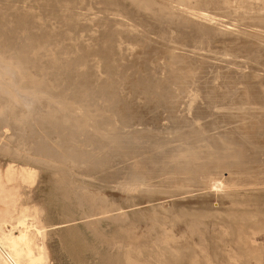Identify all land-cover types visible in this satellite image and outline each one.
Segmentation results:
<instances>
[{
  "label": "rangeland",
  "instance_id": "1",
  "mask_svg": "<svg viewBox=\"0 0 264 264\" xmlns=\"http://www.w3.org/2000/svg\"><path fill=\"white\" fill-rule=\"evenodd\" d=\"M136 1L0 0V49L94 124L77 161L67 133H0V229L34 222L44 264H264V0Z\"/></svg>",
  "mask_w": 264,
  "mask_h": 264
},
{
  "label": "bare ground",
  "instance_id": "2",
  "mask_svg": "<svg viewBox=\"0 0 264 264\" xmlns=\"http://www.w3.org/2000/svg\"><path fill=\"white\" fill-rule=\"evenodd\" d=\"M146 1V0H145ZM142 2V0H140V3ZM135 3L137 5V1L135 0ZM142 4V3H141ZM144 4H146V6L148 8H150L151 3L147 4V2H145ZM143 4V5H144ZM140 5V4H139ZM145 6V8H147ZM215 6V5H214ZM141 7V5H140ZM139 7V8H140ZM6 32V31H5ZM7 36V37H6ZM31 36V35H30ZM6 40L8 38V35H5ZM4 35L0 36V40L5 39ZM11 37V36H9ZM3 38V39H2ZM15 38V37H14ZM11 39V38H9ZM25 38H23L24 40ZM9 41V40H8ZM12 40H10L9 42H11ZM14 41V40H13ZM3 44V41H1ZM27 42V39H26ZM8 43V42H7ZM29 43V42H28ZM31 44V43H30ZM12 45V44H9ZM5 46V45H4ZM8 45L6 44V47ZM31 46V45H30ZM29 46V47H30ZM2 47V46H1ZM9 47V46H8ZM32 47V46H31ZM2 49H4L3 47L0 49V52L2 51ZM6 49V48H5ZM33 49V48H31ZM30 49V50H31ZM7 50V49H6ZM2 52H5L4 50ZM2 52L0 53V133L4 130L7 129L8 131L10 130L15 131L16 129H21V127H26L29 129V131H34V125H40L42 132L45 134H52V133H56V134H63V133H67L69 137H72L73 139H75L77 141V147L75 149H71L70 150V154L68 156L67 159L70 160H74L77 161V159L79 158H83L88 154V149H86L85 147H83V141L79 140L78 138H76L77 134L74 130L75 127L72 126V124H75V121L77 122L78 119H82V121H84L85 123H91L90 121L91 119L84 113L82 114H75L72 111H70L66 106V102H61L60 100L58 101L57 99L55 100L52 97L51 92L49 93V91L47 92V90L43 87L41 89V86H47V85H43L42 82L40 83L41 86L40 88L35 87V85H33L31 83V85L29 84L28 78L29 76H27V73L29 71V66L32 65L31 64V60L29 57L30 54H22L19 52H16V50L14 52L9 53V51L5 52L2 54ZM31 52V51H30ZM28 51V53H30ZM33 52V51H32ZM37 53V52H35ZM35 53L33 52V57ZM37 55V54H36ZM39 55V54H38ZM79 55V54H78ZM54 56V55H53ZM176 59V58H175ZM34 61V60H33ZM35 61L36 58H35ZM34 61V62H35ZM33 63V62H32ZM37 63V62H35ZM33 63V64H35ZM174 63V62H173ZM177 63V61L175 62ZM174 63V64H175ZM31 67V66H30ZM35 68H37L38 66H33ZM32 67V68H33ZM69 67V66H68ZM178 67V66H177ZM176 67V68H177ZM206 67V66H205ZM41 68V67H40ZM37 68V69H40ZM202 68V67H201ZM170 69V68H169ZM208 69V68H207ZM206 69V70H207ZM67 70V69H66ZM171 70V69H170ZM179 72V71H178ZM32 74V72H30ZM172 73V71H171ZM170 73V74H171ZM180 73H182L180 71ZM178 73V74H180ZM174 74V73H173ZM184 74V73H183ZM194 74V73H193ZM189 75V74H188ZM187 75V76H188ZM4 76L7 77V79H4ZM47 76V75H46ZM174 76V75H173ZM176 76V75H175ZM180 76V75H179ZM186 76V75H185ZM192 76V74H191ZM184 77V76H183ZM32 78V77H31ZM172 78V77H171ZM176 78V77H174ZM181 78V76H180ZM30 79V78H29ZM169 79V77H168ZM190 79V78H189ZM188 79V80H189ZM194 79V78H193ZM212 79V78H211ZM175 80V79H174ZM179 80V79H178ZM183 80V78H182ZM191 80V79H190ZM31 81V79H30ZM177 81V80H176ZM204 81V80H203ZM33 82V81H32ZM182 82V81H181ZM35 83V82H34ZM168 83V82H167ZM50 85V84H49ZM48 85V86H49ZM30 86H34V92L31 94H28V96H20L18 94V92H21L22 89H26L28 90V87ZM54 86V85H53ZM56 86V84H55ZM207 87V86H206ZM48 88V87H46ZM211 88V87H210ZM49 89V88H48ZM166 89V88H165ZM182 89V88H181ZM192 89V88H191ZM194 89V88H193ZM167 90V89H166ZM173 90V89H172ZM214 90V88H213ZM164 91V90H163ZM161 92V91H160ZM159 92V93H160ZM162 93V92H161ZM157 95V94H156ZM162 95V94H160ZM210 95V94H209ZM215 95V94H214ZM220 95V94H219ZM216 96V95H215ZM204 97V96H203ZM59 98V97H58ZM65 98V97H64ZM74 98H76L74 96ZM63 99V98H62ZM70 99V97H69ZM65 100V99H64ZM68 100V97H67ZM81 100V99H80ZM85 100V99H84ZM71 101V100H70ZM76 101V100H75ZM93 102V101H91ZM46 104V105H45ZM75 104V102H74ZM82 104V103H80ZM88 104V103H87ZM94 104V103H93ZM40 105H45L47 106L49 109L47 110V112H45V114L43 115H37V110L38 107ZM75 106V105H74ZM85 106V104H84ZM83 106V108H84ZM92 106V104H91ZM90 106V107H91ZM71 107V106H70ZM82 108V107H81ZM80 108V109H81ZM82 108V109H83ZM18 109L23 111H26L27 113L30 114V116L33 119H28L23 115H16V113H18ZM75 109V108H74ZM85 109V108H84ZM42 110V109H41ZM68 111L71 113V115L66 116L63 114L62 111ZM90 111V110H89ZM82 112V110H81ZM80 112V113H81ZM91 112V111H90ZM42 114V113H41ZM80 115V116H78ZM91 117V116H90ZM93 119V118H92ZM98 121V120H97ZM100 121V120H99ZM102 121V120H101ZM100 121V122H101ZM174 121V120H173ZM98 122H96L97 124ZM94 125V124H92ZM99 125V124H98ZM170 127V126H169ZM109 130V129H107ZM9 131V132H10ZM10 132V133H11ZM17 132V131H16ZM21 132L23 133L24 131ZM28 134V135H31ZM12 135L14 134L11 133ZM66 134V135H67ZM21 134H19L20 136ZM26 135V134H25ZM32 136V135H31ZM28 136V141H30L31 138V142H32V137ZM14 137V136H13ZM22 137V135H21ZM15 138V137H14ZM22 138H26V137H22ZM8 139H12L13 138H8ZM27 139V138H26ZM98 138H96L94 140V142L92 143V146H96L98 145ZM186 139H195V137L190 134L189 137H187ZM24 139H22L23 141ZM69 140V139H68ZM41 141V140H40ZM40 141L38 142L39 145L36 146L35 149H38L37 152H39L40 154H44V156H52V152H51V147H49L47 144V146L45 145H40ZM47 141V140H45ZM71 141V140H70ZM113 141L115 142L114 145V151L117 153L118 152H122V146L121 143L124 142L122 136H114L113 137ZM134 141V140H133ZM18 142V141H17ZM48 142V141H47ZM89 142V141H88ZM136 142V141H135ZM140 142V141H139ZM138 142V143H139ZM4 143V142H3ZM37 143V144H38ZM43 143V142H42ZM71 143V142H70ZM5 144V143H4ZM28 144V143H27ZM45 144V143H44ZM141 144V143H140ZM50 145V143H49ZM137 145V144H136ZM91 146V145H90ZM6 146H4L3 148H5ZM31 148V146H29ZM53 147V146H52ZM70 147V146H69ZM1 148V147H0ZM7 148V147H6ZM21 148V147H20ZM47 152H45L46 149ZM96 148V147H95ZM28 149V148H27ZM26 149V150H27ZM124 149V148H123ZM24 150V149H23ZM41 150V151H40ZM44 150V151H43ZM128 150V149H127ZM124 150V151H127ZM17 150L14 151V154L16 153ZM30 151V150H29ZM175 151V150H174ZM230 151V150H229ZM18 152V151H17ZM26 152V151H25ZM33 152V151H32ZM173 152V151H171ZM169 152V153H171ZM28 155V152H26ZM31 153V152H30ZM29 153V154H30ZM168 153V151H167ZM168 153V154H169ZM230 155H235L236 152L235 151H230L229 152ZM13 154V153H11ZM35 154V152L33 153ZM41 154V155H42ZM113 154V153H109V156ZM122 155V153H119ZM126 154V153H125ZM37 155V154H36ZM39 155V154H38ZM101 155V154H100ZM124 155V154H123ZM194 155L193 158L197 157V154L190 150V149H184L183 152L181 153H177L175 156L172 157L173 161H176V158H180V157H188ZM32 156V155H29ZM58 156V155H55ZM103 156V153H102ZM107 156V155H106ZM105 156V157H106ZM116 156V155H115ZM171 157V156H170ZM34 158V157H33ZM101 158V157H100ZM104 158V157H103ZM107 158V157H106ZM112 158V157H111ZM29 159V158H28ZM66 160V159H65ZM105 161V160H104ZM185 162L184 161L182 164L184 165ZM189 163V162H188ZM127 167V166H126ZM11 169V168H10ZM127 170V169H126ZM10 172V171H9ZM12 172V171H11ZM23 173V172H22ZM10 174V173H8ZM24 174V173H23ZM140 174V173H139ZM127 175V174H126ZM12 176V174L9 175V177ZM25 178L27 179H31V175L29 173H26ZM142 177V176H141ZM130 181V180H129ZM139 187V186H138ZM146 187V186H145ZM2 194V184L0 182V195ZM15 229L17 230L18 234L15 236L12 231H9L7 233H5L2 229H0V264H44L45 263V256H44V252L43 249L41 248V246H39L38 244V236H39V232L37 230L36 225L34 224V222H30L28 220L24 221V222H20L17 224V226L15 227ZM167 255V254H166ZM170 257V256H169ZM172 263V262H171Z\"/></svg>",
  "mask_w": 264,
  "mask_h": 264
}]
</instances>
